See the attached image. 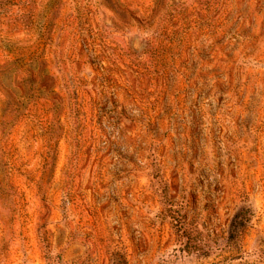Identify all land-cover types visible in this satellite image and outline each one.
Instances as JSON below:
<instances>
[{
	"label": "rangeland",
	"instance_id": "obj_1",
	"mask_svg": "<svg viewBox=\"0 0 264 264\" xmlns=\"http://www.w3.org/2000/svg\"><path fill=\"white\" fill-rule=\"evenodd\" d=\"M0 264H264V0H0Z\"/></svg>",
	"mask_w": 264,
	"mask_h": 264
},
{
	"label": "trees",
	"instance_id": "obj_2",
	"mask_svg": "<svg viewBox=\"0 0 264 264\" xmlns=\"http://www.w3.org/2000/svg\"><path fill=\"white\" fill-rule=\"evenodd\" d=\"M5 105V104H4ZM7 106V105H6ZM2 111H3V101H2Z\"/></svg>",
	"mask_w": 264,
	"mask_h": 264
}]
</instances>
